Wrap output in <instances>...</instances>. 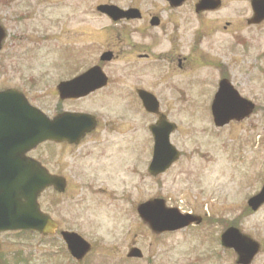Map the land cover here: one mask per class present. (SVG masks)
<instances>
[{
	"label": "rangeland",
	"instance_id": "1",
	"mask_svg": "<svg viewBox=\"0 0 264 264\" xmlns=\"http://www.w3.org/2000/svg\"><path fill=\"white\" fill-rule=\"evenodd\" d=\"M3 1H9L0 6L8 38L0 51V90H21L50 116L88 112L101 124L80 144L44 145L45 161L63 167L69 188L42 198L59 223L57 233L15 237L23 243L24 264H236V253L220 242L230 226L261 243L252 264H264V206L251 213L247 205L264 185V27L247 24L250 0H222L218 9L200 13L199 0L178 8L165 0ZM106 3L137 7L143 18L112 21L97 11ZM155 15L159 26L150 24ZM108 50L114 59L101 62ZM95 64L109 85L62 101L58 83ZM222 71L256 109L246 120L218 128L210 105ZM137 88L153 92L178 125L171 141L181 158L157 178L147 171L153 151L149 125L157 118L136 95L130 97ZM150 198L201 215L203 222L156 235L136 211ZM61 230L76 231L91 243L84 260L69 257ZM133 245L143 259L127 257Z\"/></svg>",
	"mask_w": 264,
	"mask_h": 264
},
{
	"label": "water",
	"instance_id": "2",
	"mask_svg": "<svg viewBox=\"0 0 264 264\" xmlns=\"http://www.w3.org/2000/svg\"><path fill=\"white\" fill-rule=\"evenodd\" d=\"M171 6H181L185 0H167ZM221 0H200L196 4V11L200 12L208 9H215L220 6ZM254 16L250 23L260 22L264 19V0H252ZM98 11L108 15L114 21L121 19H137L142 16L137 8L123 9L115 4H101ZM151 24H160L158 17H153ZM5 31L0 26V49L5 38ZM113 58L112 52H105L101 60L110 61ZM108 81L100 66H94L81 75L63 81L58 85V91L62 99L80 98L87 96L94 90L106 85ZM8 89L0 92V98H21L22 104L29 107V150L36 147L40 142L53 140L57 142L68 141L69 143H79L86 133L90 132L96 124L95 117L85 113L64 112L54 118L48 117L41 110L32 106L23 93L12 94ZM138 93L143 100L147 111L159 114L157 123L152 124L150 129L155 138V147L149 172L153 176L165 172L180 153L170 142V135L176 129V125L169 122L165 115L160 112V104L154 94L138 89ZM254 105L242 98L227 80H222L220 89L215 96L212 111L214 121L217 126H224L232 119L241 120L248 116ZM32 116L35 118L33 119ZM28 189L22 195V188H11L7 190L6 201L0 198V228L6 229H35L42 233H54L57 223L46 213L40 210L38 196L48 186H54L59 191L65 190V180L62 177L51 175L46 168L38 162L29 158L28 162ZM1 196V192H0ZM4 197V196H3ZM21 197H25L26 202H21ZM264 204V187L261 192L249 200L252 209L257 210ZM140 216L157 233L165 231H176L183 229L193 222L200 224L202 217L191 213H182L177 208L166 206L163 199H152L138 206ZM71 254L82 260L91 250V244L76 232H62ZM222 244L228 248H234L238 253V263L250 264L258 253L260 245L258 242L243 234L238 228L230 227L222 235ZM129 257H143V253L138 248H132Z\"/></svg>",
	"mask_w": 264,
	"mask_h": 264
},
{
	"label": "flooded vegetation",
	"instance_id": "3",
	"mask_svg": "<svg viewBox=\"0 0 264 264\" xmlns=\"http://www.w3.org/2000/svg\"><path fill=\"white\" fill-rule=\"evenodd\" d=\"M8 2L9 1L0 0V6L2 4L7 5ZM228 26L229 23L225 25L224 28L226 29ZM250 27H254L255 29H262L264 27V20L256 25H251ZM253 41L254 39L252 37H249L245 42V47L248 51L252 49ZM257 59L258 56L257 58H255V60ZM259 59L261 58L259 57ZM179 66H182V61H180ZM220 74V78H226V75H228L227 73L222 74V72ZM107 85H109V82ZM103 90L104 89L97 90L89 96H92ZM14 101V99L0 100V191H2L4 188L9 190L11 188L17 189L20 187L23 191L24 186L27 187L29 157H33L43 166L47 167L50 173L65 177L67 179L68 190V177L65 173H63V167L58 163V167L53 168L52 165L47 163L44 159L45 157L43 147L46 143L50 142L40 143L33 150L29 151L28 107L21 106L19 104H9ZM72 101H74V99H72ZM100 128L101 124L98 122L96 129L93 130V132H91L87 137L93 134H97ZM108 129L110 130L111 128L108 127ZM113 130L114 128L111 129V131ZM60 145L70 144L64 142L60 143ZM47 191H52L53 193L61 195L53 188H48L44 192H42L39 197V203L42 210H45L42 198L44 196V193ZM18 236L25 240L28 236V231L3 229L0 230V264H24L25 262H27L24 255V250L22 249L23 243L17 242L15 238Z\"/></svg>",
	"mask_w": 264,
	"mask_h": 264
}]
</instances>
